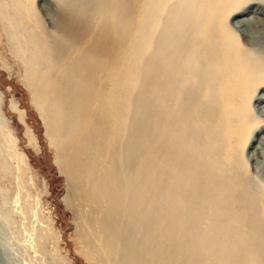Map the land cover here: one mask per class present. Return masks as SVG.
<instances>
[{
	"label": "bare ground",
	"instance_id": "obj_1",
	"mask_svg": "<svg viewBox=\"0 0 264 264\" xmlns=\"http://www.w3.org/2000/svg\"><path fill=\"white\" fill-rule=\"evenodd\" d=\"M94 1L110 19L94 28L59 17L61 37L47 44L40 76L54 84L44 96L57 107L52 131L61 142L93 135L81 123L97 97L95 78L114 73L119 167L109 176L124 203L120 226L113 192L98 198L109 209L111 264H264V0H179L144 30L135 0ZM0 15L14 28L21 11ZM135 20L134 45L109 42L110 29ZM27 32L31 63L44 43ZM7 197L0 185L2 204ZM6 224L0 219V264H19ZM36 230L32 249L45 254Z\"/></svg>",
	"mask_w": 264,
	"mask_h": 264
},
{
	"label": "rangeland",
	"instance_id": "obj_2",
	"mask_svg": "<svg viewBox=\"0 0 264 264\" xmlns=\"http://www.w3.org/2000/svg\"><path fill=\"white\" fill-rule=\"evenodd\" d=\"M14 1L0 0L2 12H10L15 19V12L21 11L14 28L0 15V153L7 166V173H0V185L8 191L7 202L2 204L0 200V219L8 223L4 226L14 247L11 256L19 264H111L115 250L107 241L104 225L109 209L98 198L104 200L107 192H113L112 211L117 209L118 218L114 227L120 226L124 203L119 184L113 174L109 176L119 167L115 158L120 144L115 133L118 123L110 109L115 99L114 73L106 71L95 78L97 97L90 104L89 118L81 123L91 131L93 128V135L78 132L61 142L52 131L57 123V107L44 96L54 84L40 76L47 67L45 50L60 40L59 19L64 14H74L83 23L91 20L98 28L110 19L109 13L98 12L94 0H17V10L12 6ZM135 3L143 20L136 19L141 20L144 30L179 0ZM135 24L136 20L119 32L110 29L109 42L116 43L120 38L130 48L134 45ZM28 30L44 43L43 53L31 63ZM118 56H122L120 51ZM255 141L252 133L245 154ZM90 145L95 154L89 150ZM36 229L46 238L45 254L32 249Z\"/></svg>",
	"mask_w": 264,
	"mask_h": 264
}]
</instances>
